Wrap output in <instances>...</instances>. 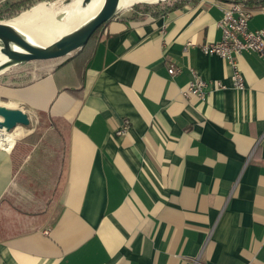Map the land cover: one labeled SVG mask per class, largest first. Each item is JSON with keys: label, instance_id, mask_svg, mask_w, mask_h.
I'll return each instance as SVG.
<instances>
[{"label": "crops", "instance_id": "crops-1", "mask_svg": "<svg viewBox=\"0 0 264 264\" xmlns=\"http://www.w3.org/2000/svg\"><path fill=\"white\" fill-rule=\"evenodd\" d=\"M224 6L121 11L71 61L0 73L30 118L0 145V264H264V60L237 55L238 90L201 49ZM192 69L204 99L182 93Z\"/></svg>", "mask_w": 264, "mask_h": 264}, {"label": "water", "instance_id": "water-1", "mask_svg": "<svg viewBox=\"0 0 264 264\" xmlns=\"http://www.w3.org/2000/svg\"><path fill=\"white\" fill-rule=\"evenodd\" d=\"M90 1L82 0V3L87 4ZM163 1L165 0L137 3L157 4ZM69 2L71 0H65V4ZM123 9L121 0H105L97 13L67 32L62 39L49 44L37 43L8 20H0V52L7 57L0 64V73L15 65L33 60L61 59L60 65L71 61L84 49L98 28L115 18ZM64 15L65 12H62L59 18ZM29 124L30 118L24 109L0 104V129L11 132L18 125Z\"/></svg>", "mask_w": 264, "mask_h": 264}, {"label": "built area", "instance_id": "built-area-1", "mask_svg": "<svg viewBox=\"0 0 264 264\" xmlns=\"http://www.w3.org/2000/svg\"><path fill=\"white\" fill-rule=\"evenodd\" d=\"M252 16V10L245 8L240 3H227L224 6L223 17L219 20L218 25L222 30V37L218 41L206 42L201 44V49L207 54H217L226 60L233 68L232 81L234 88L244 90L246 83L244 75L237 62V55L243 52L253 51L260 55L264 60V27L251 28L249 21ZM191 46L192 43H187ZM179 71V68L174 64L169 65V73L174 74ZM192 79L182 90L185 96L196 95L202 99L205 97V92L209 82L202 79L197 74L196 70L192 69ZM219 87H225L221 82ZM129 129V120L125 119L123 125L117 130L118 135L125 134ZM0 129V145L5 149L13 147L10 140L2 137ZM2 139V140H1ZM198 264V259L195 260Z\"/></svg>", "mask_w": 264, "mask_h": 264}, {"label": "bare ground", "instance_id": "bare-ground-1", "mask_svg": "<svg viewBox=\"0 0 264 264\" xmlns=\"http://www.w3.org/2000/svg\"><path fill=\"white\" fill-rule=\"evenodd\" d=\"M104 1L91 0L87 4H83L82 0H71L69 4L62 6V1L59 0L47 3L42 8L24 11L18 16L11 18L9 22L21 29L37 43L49 44L62 39L67 32L72 31L97 13ZM141 1L156 2L158 0H121V6L127 8ZM49 7H52L54 10L49 11L47 9ZM60 11L65 12L62 18L57 16ZM46 16L48 18L42 23ZM6 59L7 57L0 52V64ZM5 136L10 140L11 145H14L15 139L13 134L8 132L2 137Z\"/></svg>", "mask_w": 264, "mask_h": 264}, {"label": "trees", "instance_id": "trees-1", "mask_svg": "<svg viewBox=\"0 0 264 264\" xmlns=\"http://www.w3.org/2000/svg\"><path fill=\"white\" fill-rule=\"evenodd\" d=\"M43 0H16L11 3H9L8 7L0 12V18H12L17 16L18 13L21 11L24 12L35 9V8H42L43 5L50 3L48 1ZM197 2L199 0H165L163 2H160L158 4H140L135 5V7L132 9V15L136 18L143 16L144 13H150L152 15H162L169 11H172L174 9H178L181 6L189 3V2ZM225 3H240L245 8L253 10L264 6V0H220ZM40 2V3H39ZM38 3V4H37ZM28 9V10H27ZM21 12V13H22ZM142 12V14H140ZM19 15V14H18ZM131 15V16H132ZM109 22V21H108ZM104 23L101 25L92 35V37L98 36L101 32L102 28L108 23ZM72 92H74L73 89H70ZM31 138H33L31 136ZM36 138L33 139L35 141Z\"/></svg>", "mask_w": 264, "mask_h": 264}, {"label": "rangeland", "instance_id": "rangeland-1", "mask_svg": "<svg viewBox=\"0 0 264 264\" xmlns=\"http://www.w3.org/2000/svg\"><path fill=\"white\" fill-rule=\"evenodd\" d=\"M43 1H48V2H55V1H59V0H43ZM43 1H41V2H43ZM62 2H61V5L63 6V5H65V0L63 1V0H61ZM124 1V0H123ZM40 3V2H39ZM38 4V3H37ZM140 4H147V3H135V4H133V5H131L130 7H127V8H124L123 9V11H127V10H132L134 7H135V5H140ZM158 4V3H157ZM150 5V4H149ZM44 7V6H43ZM49 11H53L54 9L52 8V7H49V8H47ZM28 10V9H27ZM25 11V10H24ZM22 12V11H21ZM20 12V13H21ZM20 13H18V14H20ZM61 11L60 12H58V17L61 15ZM18 14H17V16H18ZM13 18V17H12ZM48 18V16H46V18L42 21V23L46 20ZM9 19H11V18H0V20H8V21H10ZM42 23H41V25H42ZM40 25V26H41ZM61 62V59H51V60H33V61H29V62H25V63H21V64H18V65H15V66H13V67H25V66H34V65H58V63H60ZM13 67H11V68H13ZM10 69V68H9Z\"/></svg>", "mask_w": 264, "mask_h": 264}]
</instances>
